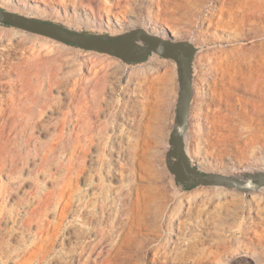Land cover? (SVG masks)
<instances>
[{"label": "rangeland", "instance_id": "374dc122", "mask_svg": "<svg viewBox=\"0 0 264 264\" xmlns=\"http://www.w3.org/2000/svg\"><path fill=\"white\" fill-rule=\"evenodd\" d=\"M46 1L47 6L31 0H0V7L78 33L118 38L123 42L128 41V34L142 30V34L131 40L138 44L143 43L142 35L163 37L170 34L167 26L174 22L181 25L180 42L191 48L190 67L195 66L190 68V100L195 96L197 75L211 81L215 77L214 71L200 68L206 63L204 58L213 60L219 53L238 45L242 35L249 37L253 32H261L262 27L253 23L252 17L253 13L264 10V0ZM149 13L156 14L157 21H150ZM197 48L203 56L199 63L194 59ZM22 78H32L34 83L38 79L41 88L49 91L50 98L62 111L79 107L89 114V123L95 130L101 125L96 135L98 147H90L74 160L75 169L68 180L71 204L67 218L56 229L60 219L56 194L48 213L42 217V224L54 235L55 248L64 247L69 252L74 247L72 230L66 228L73 215L78 223L83 219L86 228L98 227L96 221L102 219L106 222L102 221L104 236L98 237V234L88 240L83 252L84 259L89 258L86 264H264V220L248 214L250 198H240L237 192L229 191L235 199V219H200V226H190L187 205L191 206V214L198 210L211 212L208 200L215 195V189L213 185L185 188L176 178L173 159L168 157L172 149L171 132L178 124L176 112L180 98V75L175 61L150 53L141 62H125L104 52L0 24V82L17 83ZM49 78L60 83L59 86L50 89ZM216 81L226 87L224 101L221 104L215 101L220 118L206 132L191 126L186 129L184 146L188 160L207 174L211 168L236 170L240 166H264V94L248 88L239 76L235 84L230 83L228 76ZM149 84L160 89L148 92ZM18 88L19 85L15 86L12 92L20 94ZM9 90L0 88V98L8 95ZM55 117L60 118V113L54 110L41 122L35 120L34 128L26 126L19 130L11 143L18 155L17 167L11 174L6 168L0 169V188L2 183L9 184L7 193L0 198V240L11 245H16L19 237L26 239L28 232L35 231L33 224L28 227L20 224L21 220L27 218L26 213L36 198L58 189L64 175L71 144L59 145L46 165L38 166L41 149L51 143ZM146 122L149 133H144L142 126ZM4 123L0 109V126ZM156 144L159 148L153 151ZM136 145L140 148L137 154L149 158L155 165L152 175L143 179L131 174L130 155ZM197 151L206 154L205 157H196ZM119 171L123 177L117 174ZM148 183L159 187L162 202L176 210L177 219L157 237L144 230L137 231L136 238L149 241L131 257L126 250L116 254L111 247L115 237L112 235L126 225L128 194L134 192L135 186ZM98 184L109 198L106 187L117 191L111 194L113 198L103 209L99 198L95 200L92 194ZM261 196L264 198V192ZM176 228L183 241L197 239L193 256L198 262L174 259L184 248L182 242L174 244L172 235L177 232ZM158 243L164 246V253L154 256L152 248ZM164 254L167 256L163 257ZM84 259L73 253L65 262L57 258L45 264H83Z\"/></svg>", "mask_w": 264, "mask_h": 264}, {"label": "bare ground", "instance_id": "6f19581e", "mask_svg": "<svg viewBox=\"0 0 264 264\" xmlns=\"http://www.w3.org/2000/svg\"><path fill=\"white\" fill-rule=\"evenodd\" d=\"M31 2L42 3L47 6L46 0H31ZM148 17H150V21H157L158 19L156 14L150 15L149 13ZM263 18L264 10H261L259 13L257 12V14L253 13L252 22L262 27L261 32H253L249 37L242 35L240 38L242 41L238 45L232 47L230 51H221L222 53H219L220 55L218 54L213 60L205 57L204 61H206V63L203 65L199 64L201 69L214 71L215 77H213L211 81L203 75H197L196 81L194 82L195 88H193V94H195V96H192L189 101L186 127L182 133L183 142L186 140V129L189 126L197 131L206 132L211 127L215 126L217 118H220V108L215 101H218L219 104L224 101V90L226 87L222 86V84L219 85V82L216 81L219 77L225 78L228 76L230 83L235 84L236 77L239 76L244 80L248 88L256 90L260 94H264ZM167 32L170 33L168 35L173 38L175 42H180L183 38V27L176 22H174L172 26H167ZM162 39H166V36L164 35ZM194 56L195 61L198 63L203 59L199 48L194 52ZM194 67V64H192L190 68L193 69ZM36 81L37 83H34L32 78H22L17 83L0 82V88L5 89L8 87L10 89L8 95L0 98V105L2 107L0 109L3 119L5 120L4 125L0 126V169L6 168L11 174L17 167L18 155L12 149V137L16 136L19 130L26 126L34 128L37 124L35 120L41 122L47 113L54 112V110L60 113V118H52L54 127L52 140L51 143L47 145V148H42L40 145L42 149L39 154L38 166L43 167L46 165L50 155L55 152L59 145L64 146L66 143L71 144V149L64 168L65 172L59 183L60 186L58 189L55 192H47L43 196L36 198L35 204L28 213H26L27 218L22 219L20 222V224H26L28 227H31L33 224L35 226V231L28 232L26 239L25 237H19L16 245H11L2 239L0 240V264H35L38 262H43V264H45L57 258L65 262L73 253H77L79 257L84 259L83 252L85 251L88 240L96 237L98 234V237H101V235L104 236L102 234L104 233L103 225L106 223L104 219L96 221L98 227L92 226L86 228L87 224L83 222V219L81 221L82 223H78L76 219L73 218L74 216L71 215V219L68 220L69 224L66 228L72 230L71 237H73L74 247L69 250V252H65L64 247L55 248L54 235L50 234L48 229L42 224V217L48 213L50 201L55 194L57 196L60 217L56 229L60 227V222H63L65 218H67L71 204V196L68 192L70 189L68 180L70 179L72 170L75 169L74 160H78L82 157V154L90 147H98L96 135L101 125L95 130L89 123V114L79 107H76L74 111H62L61 107H59V105L57 106L56 102L50 98L48 94L49 91L41 88L38 79ZM48 83L50 89L53 86L58 87L60 84L52 78L48 79ZM18 85L20 94H15L12 91L14 87ZM159 89L160 88H155L150 84L147 86L148 92L151 90L157 92ZM138 122L141 124V118ZM142 126L144 128V133H149V124L146 122ZM69 127H71V130ZM75 128H77V131L74 130ZM41 129L43 130V128ZM82 142L85 143L84 146ZM206 142L207 141H205V143ZM158 148L159 146L156 144L152 147V150L154 151ZM138 152H140V148L139 145H136L134 147V152L130 155L132 165L131 174L134 177L136 176L139 179H143L146 175L148 177L152 175V170L155 165L153 167L152 161L149 160V158H145L143 155H138ZM197 153L196 157L199 158H204L206 155L200 151H197ZM114 161L120 166L118 163L119 159ZM135 167L138 168V171L135 170ZM78 171V169L75 170L76 173H78ZM263 173L264 166H240L236 170L229 168L209 169L208 174L210 175L219 174L222 177L233 178L245 182L248 185L243 191L238 190L236 187H228V189L222 185H213L215 195L208 200V204L212 208L211 212L209 210H201L202 212H199L198 210L195 211L194 214H191V206L189 204L187 205L186 211L188 212L190 226H196L200 222V219H235L237 215L234 206L235 199L230 192H237L240 198H250L247 208L248 214H255L257 217L264 220V198L261 196L264 192V183L251 182L254 177H259ZM117 174L123 177L122 171H119ZM126 186L129 187V185ZM99 187L100 184L96 185L92 194L95 200L99 198L100 208L103 209L108 200L113 198L111 194H117V191L113 187H106V192H110L108 193V195H110L109 198L104 195V190L102 191ZM8 189L9 184H1L0 198L4 197ZM99 189L100 193H98ZM162 197L163 194L159 187L152 183H148L146 186H135L134 192H129L128 201L130 206L125 214L128 218L126 225L115 235H112V237L115 236L111 245L114 253L117 254L126 250L125 253L131 257L136 251L142 250L144 243L149 241L148 239L143 241L142 239L136 238L137 231L144 230L150 235L157 237L163 230L172 226L175 219H177L176 210L172 206L167 205L164 201L162 202ZM198 225L200 226V224ZM111 227V229L114 228L113 224ZM176 231L177 232L172 235L175 240L174 244L182 242L184 248L180 249V252L175 254L174 259L181 262L193 261L195 259L193 253L197 248V239L183 241L184 239L181 238L178 228H176ZM163 248L164 246L159 243L155 245L152 248L153 255L158 256L159 254H163ZM166 256L167 255L164 254L163 257ZM169 257L172 258V256ZM88 261L89 258H85V263L83 264H86ZM195 262H198L197 259H195Z\"/></svg>", "mask_w": 264, "mask_h": 264}, {"label": "water", "instance_id": "95a60500", "mask_svg": "<svg viewBox=\"0 0 264 264\" xmlns=\"http://www.w3.org/2000/svg\"><path fill=\"white\" fill-rule=\"evenodd\" d=\"M0 24L36 32L66 44L104 52L125 62H141L150 53H156L160 56L172 59L176 62L179 70L180 98L176 112L178 124L171 132L170 144L172 149L168 153V157L173 159V170L178 182L187 189H191L198 185H222L225 187H236L242 191L247 188L248 184L245 182L233 178H225L216 174L210 175L200 171L188 160L182 138V133L186 127L188 106L191 96V48L188 44L184 42H175L168 34H166V39H162L161 36H150L145 34L141 37L143 43L138 44L132 42L131 40L133 38L143 33L142 30H137L128 34L127 42H123L118 38L107 39L91 36L75 32L55 23L19 15L1 7ZM251 182L264 183V173L259 177H254Z\"/></svg>", "mask_w": 264, "mask_h": 264}]
</instances>
